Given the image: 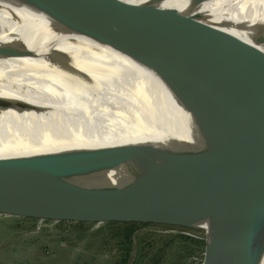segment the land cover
I'll use <instances>...</instances> for the list:
<instances>
[{
    "label": "water",
    "instance_id": "water-1",
    "mask_svg": "<svg viewBox=\"0 0 264 264\" xmlns=\"http://www.w3.org/2000/svg\"><path fill=\"white\" fill-rule=\"evenodd\" d=\"M31 1L71 32L132 56L160 77L169 65L179 71L192 64L205 113L192 114L199 135L193 141L73 144L1 157L0 207L66 221L202 226V264H213L225 243V229L202 220L229 227L252 221L245 241L252 254H231L234 264H264V23L220 24L198 9L124 0ZM39 56L23 43L0 45V60Z\"/></svg>",
    "mask_w": 264,
    "mask_h": 264
},
{
    "label": "bare ground",
    "instance_id": "bare-ground-1",
    "mask_svg": "<svg viewBox=\"0 0 264 264\" xmlns=\"http://www.w3.org/2000/svg\"><path fill=\"white\" fill-rule=\"evenodd\" d=\"M124 1L167 10L198 9L220 24L224 19L264 23V0ZM231 28L241 36L247 32ZM13 43H23L40 56L0 60V97L24 102L19 107L0 99V158L73 144L198 138L192 114L202 112L203 119L206 104L192 64L179 71L169 65L160 77L132 56L71 32L31 0H0V45ZM179 95L187 104L180 103ZM208 221L224 222L204 219L202 224ZM249 222L248 228L226 238L247 247V255L252 251L245 241L255 228Z\"/></svg>",
    "mask_w": 264,
    "mask_h": 264
},
{
    "label": "rangeland",
    "instance_id": "rangeland-1",
    "mask_svg": "<svg viewBox=\"0 0 264 264\" xmlns=\"http://www.w3.org/2000/svg\"><path fill=\"white\" fill-rule=\"evenodd\" d=\"M37 116L48 120L40 115ZM35 117L31 119L37 123ZM38 124L50 132H60L59 128L51 124L40 122ZM12 209L9 206L0 207V264H117L119 262L121 254L116 244L117 240L109 237V225H105L106 222L95 224L78 220L38 218L34 214L28 213L29 216H26ZM110 222L128 223L129 221L118 219ZM248 224L251 223H247V226ZM202 225L225 229L222 238V242L225 239V243L218 247L213 264H234L231 254L234 248H243L247 255V247L237 241L226 239L229 233L242 230V223L229 227L224 220V222L208 221ZM165 227L192 233L206 232L202 226H176L158 220L150 221L139 226L136 231L127 264H136L139 241L144 246V253L150 256L160 254L162 249L165 250L166 253L158 264H195L192 258L198 257L200 249L203 248L204 251L205 244L198 249L197 246L188 243L168 241L175 234L164 235L151 231Z\"/></svg>",
    "mask_w": 264,
    "mask_h": 264
},
{
    "label": "trees",
    "instance_id": "trees-1",
    "mask_svg": "<svg viewBox=\"0 0 264 264\" xmlns=\"http://www.w3.org/2000/svg\"><path fill=\"white\" fill-rule=\"evenodd\" d=\"M150 221H143V220H129L128 223H117V222H106L105 225L108 226L109 230V237L115 238L116 244L118 245V250H120V259L117 264H127V261L130 257V252L133 247L134 243V235L136 231L138 230L139 226H142L144 224H148ZM247 223H250L249 221H246ZM246 222H242V227L241 229H245L249 227L250 224ZM246 226V227H245ZM171 236V235H170ZM170 242H179L180 244L182 243H188L189 245H195L197 246L198 249L202 245L205 244L203 241H199L193 238L186 237L181 234H175L172 235L171 238L168 239ZM138 249H137V254H136V264H158L160 260L165 255V250L162 249V252L160 254H153V255H148L147 253H144V246L141 245V241L138 242L137 244ZM242 253H245V250L243 248Z\"/></svg>",
    "mask_w": 264,
    "mask_h": 264
},
{
    "label": "built area",
    "instance_id": "built-area-1",
    "mask_svg": "<svg viewBox=\"0 0 264 264\" xmlns=\"http://www.w3.org/2000/svg\"><path fill=\"white\" fill-rule=\"evenodd\" d=\"M40 220H43V219H40ZM95 223V222H94ZM99 222H96L95 224H97ZM151 231H154L156 233H159V234H164V235H168V234H181V235H184L186 237H189V238H193V239H196V240H199V241H203L206 240V232H202V233H192L190 231H187V230H177V229H171V228H168V227H165V228H161V229H152ZM198 257H193L192 259L195 260V264H202L203 263V259H204V251H203V248L199 250V253H198Z\"/></svg>",
    "mask_w": 264,
    "mask_h": 264
}]
</instances>
